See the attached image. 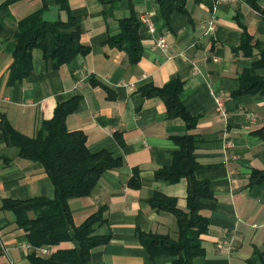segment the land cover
<instances>
[{"label": "crops", "instance_id": "0c3cea01", "mask_svg": "<svg viewBox=\"0 0 264 264\" xmlns=\"http://www.w3.org/2000/svg\"><path fill=\"white\" fill-rule=\"evenodd\" d=\"M9 1L7 12H0V264H32V253L49 256L77 246L61 241L43 247L49 253L42 254L28 244L14 213L3 208L7 199H53L55 191L40 163L20 157L5 142L1 124L34 137L55 107L72 99L76 107L66 117L67 128L85 134L89 151L107 150L121 160L102 173L89 196L67 202L70 236L101 214L95 234L106 241L91 249V264H173L172 255L150 257L139 233L177 238L175 215L157 209L153 200L187 211L186 178H156L172 165L182 136L195 138L194 177L207 182L210 193L199 200L208 230L201 236L205 253L194 264H264V182L251 181L253 171L264 170V88L238 93L246 70L264 79V65L258 64L264 55V0H186V11H174L167 20L156 0H66L67 9L58 0ZM70 16L80 20V42L89 53L56 64L36 47L32 72L8 84L13 34ZM142 16L149 17L153 31ZM210 18L214 29L206 33ZM133 19L140 23L135 62L125 48L108 43ZM245 35L252 38L250 55L237 50ZM157 38L166 48L156 45ZM173 81L181 82L179 98L195 118L193 127L170 116L159 95L146 93ZM224 240L232 247H220Z\"/></svg>", "mask_w": 264, "mask_h": 264}, {"label": "trees", "instance_id": "16d2710c", "mask_svg": "<svg viewBox=\"0 0 264 264\" xmlns=\"http://www.w3.org/2000/svg\"><path fill=\"white\" fill-rule=\"evenodd\" d=\"M9 2L7 0L0 4V12H7ZM58 2L62 8H68L66 0ZM185 2L186 0H156L166 20L174 11L185 12ZM3 24L0 17V29ZM139 26L137 20L124 21L123 34L108 42L113 47L125 48L132 62L137 61L140 55L137 35ZM80 34V20L74 16H70L67 22L41 21L35 28L26 32H15L13 38L16 47L13 61L8 68V84L19 81L32 72L31 51L36 47L42 50L46 59H52L56 64L66 63L76 56L89 53V48L80 42ZM251 39L245 35L237 50H241L244 55H250ZM258 64L264 65V55H261ZM240 81L238 93H253L260 87L264 88V79L258 78L252 69L246 70ZM181 86V82L173 81L163 88L148 89L146 93L159 95L164 100L170 116L179 115L188 126L193 127L195 118L185 111L179 98ZM75 107L74 99L58 104L52 118L41 123L34 137L20 134L7 123L1 124L5 142L16 147L20 157L40 163L50 177L55 191L53 199L43 196L27 200L7 199L3 202V208L14 213L16 223L26 232L28 244L34 249L67 240L77 243L75 248L58 250L49 256L32 253V264H91V249L106 241V238L95 234V227L101 221L99 213L75 227L73 236L66 230L70 218L68 200L89 196L96 188L102 173L121 164V160L113 157L107 150L89 151L85 134L67 128L66 117ZM178 140L181 142V149L174 156L172 165L159 170L156 178L170 183L186 178L187 211L177 208L171 202L157 198L153 200L157 209H166L175 215L177 238L139 233V239L150 257L172 255L176 257L173 264H194L193 260L205 253L201 236L208 230V220L199 212V200L210 193L207 182L198 181L194 177L197 168L192 154L195 138L182 136ZM251 181L264 182V170L253 171ZM30 213L33 214L32 217L29 216Z\"/></svg>", "mask_w": 264, "mask_h": 264}, {"label": "built area", "instance_id": "2783aa9c", "mask_svg": "<svg viewBox=\"0 0 264 264\" xmlns=\"http://www.w3.org/2000/svg\"><path fill=\"white\" fill-rule=\"evenodd\" d=\"M140 19H141V22L143 24H145L150 31L154 30L153 24L151 23L148 16H142ZM213 29H214V21H213V19L210 18L209 21L207 22V25H206V33L212 32ZM156 45L162 49L166 48V42L163 38H157ZM224 113L225 112L222 110V114H224ZM247 116H248V118L252 119L251 114H248ZM231 145H232L231 142L227 141L226 146L231 147ZM219 245H220V247L231 248L232 242H231V240L230 241L224 240L223 243H220ZM39 251L42 254H48L49 253L48 248H40Z\"/></svg>", "mask_w": 264, "mask_h": 264}]
</instances>
